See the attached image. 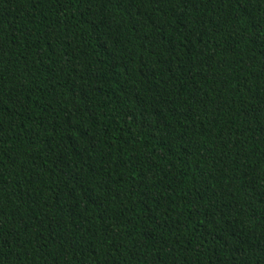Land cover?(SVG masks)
Instances as JSON below:
<instances>
[{"label": "trees", "instance_id": "trees-1", "mask_svg": "<svg viewBox=\"0 0 264 264\" xmlns=\"http://www.w3.org/2000/svg\"><path fill=\"white\" fill-rule=\"evenodd\" d=\"M0 264H264V0H0Z\"/></svg>", "mask_w": 264, "mask_h": 264}]
</instances>
